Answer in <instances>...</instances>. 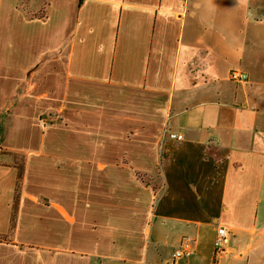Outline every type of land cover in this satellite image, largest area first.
Instances as JSON below:
<instances>
[{
  "label": "crops",
  "instance_id": "1",
  "mask_svg": "<svg viewBox=\"0 0 264 264\" xmlns=\"http://www.w3.org/2000/svg\"><path fill=\"white\" fill-rule=\"evenodd\" d=\"M0 264H264V0H0Z\"/></svg>",
  "mask_w": 264,
  "mask_h": 264
},
{
  "label": "built area",
  "instance_id": "2",
  "mask_svg": "<svg viewBox=\"0 0 264 264\" xmlns=\"http://www.w3.org/2000/svg\"><path fill=\"white\" fill-rule=\"evenodd\" d=\"M229 78L234 81H241L246 80L247 76L245 73L238 71V70H231L229 73ZM160 134L164 137H168L170 139L174 140H180L182 139V134L170 131L166 128L161 129ZM228 235V229L225 226H219L216 231V235L214 238V245L216 248H219L222 243L226 240ZM191 250V245L187 238H184L181 241V248L174 251V256L179 257L184 254L188 255Z\"/></svg>",
  "mask_w": 264,
  "mask_h": 264
}]
</instances>
